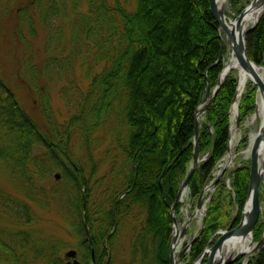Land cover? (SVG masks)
Instances as JSON below:
<instances>
[{
    "label": "trees",
    "instance_id": "trees-1",
    "mask_svg": "<svg viewBox=\"0 0 264 264\" xmlns=\"http://www.w3.org/2000/svg\"><path fill=\"white\" fill-rule=\"evenodd\" d=\"M238 3L234 0L233 7ZM18 15L17 32L26 23L34 34L38 16L50 41L56 38V49L44 61L45 73L59 66L74 71L71 57L61 60L57 52L66 43L62 26L68 22L69 45L91 57L83 58V66L92 80L82 87L74 78L63 87L71 115L61 125L48 92H43L45 129L0 72L2 167L32 197L40 195L37 179L60 171L64 189L52 196L67 197L64 213L80 238L79 264H93V254L94 264H114L116 241L124 229L131 231V224V264H170L171 207L194 158L196 112L208 84L212 89L218 84L224 67L221 54L226 48L222 50L211 0H33L19 8ZM246 45L249 57L264 66V13L247 34ZM68 50L63 46L61 54ZM31 65L37 81L39 65ZM237 89L238 79L228 75L203 116L199 153L206 159L191 178L193 198L199 197L227 154ZM256 107L257 90L249 83L240 102L241 124ZM101 128L109 129L113 139L108 155L111 181L104 191L90 156L91 147L100 142L94 132ZM75 143L86 153L80 159L72 151ZM249 180L246 169L233 175L228 206H237L240 216ZM223 182L215 186L202 238L192 247V262L228 220L220 214L226 199ZM27 197L20 207L16 198L0 190V214L7 219L0 226V264H60L58 245L47 243L34 227L37 215L31 202L38 201ZM255 256L249 264H264V247Z\"/></svg>",
    "mask_w": 264,
    "mask_h": 264
},
{
    "label": "rangeland",
    "instance_id": "rangeland-1",
    "mask_svg": "<svg viewBox=\"0 0 264 264\" xmlns=\"http://www.w3.org/2000/svg\"><path fill=\"white\" fill-rule=\"evenodd\" d=\"M33 0H0V72L3 74L5 80L10 85L11 89L15 92L16 96L19 98L21 104L25 108V110L32 116V118L43 128L47 127V119L42 112L41 105V97L43 92L47 91L50 97L51 105L54 108L55 121L57 124L61 125L65 122V120L69 119L71 113L69 111V106L67 101L62 97L61 91L63 87H68V84H71V81H74L76 78L77 85H82V87L88 86L91 82L92 77L87 76L86 66H83V58L91 59V57L86 56V53H83L82 50L72 51L71 46L69 45L70 39V26L67 22L62 26L65 36V45L69 49L65 54H61V50L63 46H60L61 49L58 52L59 59H67L70 58L71 66L74 67V71H70L66 69L64 70L60 66L56 69H52L51 73H45L44 71V61L48 59L47 57L52 55L51 50L56 49L55 42L56 38L54 37L51 41L49 38L48 29H45L41 24L38 16L34 18V34L32 28L25 23V26L22 27L21 33L17 32L18 22L20 23V16L18 15V10L21 7L27 6L31 4ZM234 0H228L226 4V15L229 18H233V14H239L245 6H247L250 0H239V3L236 8L233 7ZM212 4V0H211ZM86 7L81 9L84 11ZM33 8H31V11ZM221 34V33H220ZM220 36L222 42H224V46L222 50L224 51V47L226 48V53L221 54L223 57L224 65L226 60L232 55V50L230 43L228 42L225 34H221ZM53 36V35H52ZM58 44V42H57ZM59 46V44H58ZM72 51V52H71ZM221 57L217 62L220 61ZM26 61H29L25 64ZM39 65V70L37 74H39V80H34V74L31 71V64ZM31 67V68H30ZM103 67V63H100L99 67H97L96 71H100ZM45 73V74H43ZM236 77L237 75L233 73ZM249 84V83H248ZM71 86V85H70ZM211 89L210 84H208V89ZM46 93V92H45ZM207 93L203 99H206ZM202 101V103H203ZM211 104V103H210ZM209 104V105H210ZM201 106V104H200ZM207 107L206 111L208 110ZM206 111L203 113H206ZM255 114L248 115L244 122L240 125L239 128L236 127L235 121L236 117L234 114H230V124L235 125L234 128H237L235 133L237 134V139H234V148L240 152L238 158L236 159L233 166H230L226 170V175L223 182V192L226 197L225 202L223 203V211L220 214H225L227 216L228 221L232 220L237 213V206L230 208L228 206L229 200L233 197V175L238 169H246L249 171L251 169V160L244 161L241 153L245 151L249 144V137L252 134V130H257L260 122L250 125L249 122L252 116ZM201 120L199 119V124L201 128ZM109 129H98L94 132L95 139L100 140L94 147H91L90 156L92 157L93 166L97 169V173L95 175L96 180H100V191H104L107 184L111 181L110 174V163L112 159L108 157L110 151V142L113 140L112 135L109 133ZM240 136V137H239ZM199 137H200V129H199ZM239 137V138H238ZM75 141V139H73ZM81 145V142H76ZM73 145V153L77 158H81L85 155L84 149L82 147H78V145ZM195 152V145H194ZM107 155V156H106ZM199 156L202 160L206 159V155ZM226 158V157H225ZM83 160V159H82ZM84 161V160H83ZM89 162V161H86ZM121 161H117L120 164ZM223 163V159L219 161L213 171V174H218L221 164ZM192 164V163H191ZM89 166V165H88ZM191 168V166H190ZM190 170V169H189ZM60 173V171H56L49 177H45L44 179L38 181L36 180V186L38 188L39 196L32 197L28 195L23 188L13 179L11 176L4 170L2 164L0 163V190L4 191L10 197L16 198L17 204L20 207L23 206V201L26 202L29 198H36L38 203L31 202L32 209L34 213L37 215V221L34 224V227L38 230L39 235L51 245H55L59 247L60 264H66L68 259L64 258V254L66 251L70 249L78 250V241L80 240L79 236L76 237L73 227L71 226L70 221L65 218L64 210L66 209L65 204L67 197L59 198L56 196H52V192H56L60 189H64V181L62 178L56 179L55 174ZM212 174V176H213ZM184 181V180H183ZM183 183V182H182ZM182 185V184H181ZM180 185V187H181ZM180 189V188H179ZM187 199L186 202L189 203L192 211L197 209L198 197L193 198L191 196L190 184L187 189ZM219 191V190H218ZM179 192V191H178ZM249 192V188H248ZM216 191L214 188L206 192L203 203L206 206V216L209 210V205L211 203L212 195H214ZM43 200H46L43 202ZM248 195L244 204L242 211L247 204ZM261 200H264V186L261 191ZM41 202V203H40ZM40 203V204H39ZM184 203V202H183ZM183 203H179L174 211V215L177 220H182V213L184 210ZM172 209V207H171ZM172 218V211H171ZM173 221V219H172ZM227 221V222H228ZM240 219L236 223L235 227L239 224ZM7 224V219L4 218L0 214V226H5ZM174 226V222H173ZM202 226V215H199L197 219H194L191 223L190 227L187 230L186 238L187 242L184 245V249L186 248V253L184 258L180 264H192V247L196 243V241L191 244L193 238L198 236L199 230ZM133 224H131L130 230H123L121 234V238H118L116 241V249L114 251V264H131V232H132ZM174 233V231H173ZM203 232L201 236H199L198 240H201ZM264 237V210L261 211V215L255 225L254 232V242L258 243ZM172 243V241H171ZM171 246V245H170ZM257 253V252H256ZM256 256H253L249 259L252 260ZM78 261H80L79 252H78ZM247 257H243L241 261L242 264L246 261ZM250 263V262H249ZM94 264V263H93Z\"/></svg>",
    "mask_w": 264,
    "mask_h": 264
},
{
    "label": "water",
    "instance_id": "water-1",
    "mask_svg": "<svg viewBox=\"0 0 264 264\" xmlns=\"http://www.w3.org/2000/svg\"><path fill=\"white\" fill-rule=\"evenodd\" d=\"M260 7H262V9L264 10V0H251L250 4L247 7H245L239 15L234 14L233 18L229 20V22L231 20L237 21V29H235L234 27L231 29H226L224 31V33L230 42L233 54L236 56V58L238 59V61L241 64V66L243 68H245L251 74V82L257 88L258 97L259 98L261 97V99L264 101V80L261 77V75H259L257 72V70H259V69L264 70V67L258 65L257 63H255L253 60L250 59V57L248 55V51H247V45H246L247 34L256 27L260 18L257 19V21L255 23H253L252 25H248V24L244 25L247 13L251 9H254V8L258 9ZM212 12H213L214 17L216 18L219 26L221 27V23L218 19L217 13H216V6L214 3V0H212ZM224 71L225 70H223V72L221 73L218 84L215 87V89L214 90H212L210 88L208 89L206 99L203 101V103H201V106L199 107V109L196 112V127H195V136H194V145H195L194 158H193V162L191 164L190 171H189L186 179L183 181V183L179 189V192L177 194V199H176V201L173 204L172 209H171L172 219H173L174 225H176V223H177V218L174 215V211H175L177 205L180 203V198H181L183 192L189 188L191 178H192L193 174L195 173V171L198 169L199 164L201 162V159L199 156V129H200L199 118L206 111L207 107L212 102L214 97L217 95L218 90L220 89L221 85L223 84L224 79H225V76H223ZM239 107H240V104L237 103V105H236V116H237L236 125L237 126H240ZM233 109H234V107H232V110ZM261 126L262 127L259 128L258 133L256 135V138L254 140L252 156H251V169H250L248 200H247V204L244 208V211L242 212L240 223L234 228L232 227V225H230L225 230H219L210 239V241L208 242L204 251L201 253V255L196 259V261L193 264H233V263L238 262L241 259H243V257H246V255L242 254V253L229 255L228 257L225 256L226 248H227L228 244L233 239H235L236 237H238L242 234L251 233L253 236V239H252L253 243H255L254 242L255 225H256V223H257V221L261 215L260 193H261V186H262V182H263L262 181V179H263L262 170L263 169L259 163V154H258L259 152H258V150H259V147L261 145V140L264 138V122ZM225 170H226V168L222 169V171L217 176V178L213 181V183L210 185V187L216 185L217 181L221 178L223 173H225ZM60 177H61V175L59 173L55 174L56 179H60ZM205 191L206 190L204 189L199 196V200H198V204H197L198 209L203 207V199L205 196ZM249 203H251V209L247 212L246 207ZM190 224H191V221L189 220L187 225L183 228V230L181 232L184 237L186 236V233H187V230H188ZM205 224H206V218L204 217L203 221H202V226H201L199 233H198V236L195 237L191 241V244H193L199 238V236H201L203 229L205 227ZM217 238H219V239L216 241ZM255 244H257V249L254 252V254L256 252H258L259 250H261V248L264 247V237L258 243H255ZM185 253H186V248L183 249L179 253L178 258L176 259L175 255H174L173 246L171 243V247H170L171 264H179L180 262H182ZM76 256H77V251L74 249L67 251V253L65 254L66 258L74 259L73 263L70 262L69 264H79L78 260L76 259ZM206 256H207V261L205 263H203ZM243 264H249L248 258L246 259V261L243 262Z\"/></svg>",
    "mask_w": 264,
    "mask_h": 264
},
{
    "label": "bare ground",
    "instance_id": "bare-ground-1",
    "mask_svg": "<svg viewBox=\"0 0 264 264\" xmlns=\"http://www.w3.org/2000/svg\"><path fill=\"white\" fill-rule=\"evenodd\" d=\"M215 6H216V13L218 16V19L221 23V27H220V33L221 34H225L224 31L226 29H231V28H235L237 29V21L236 20H231L229 22V20L231 18H229L226 15V4L228 3V0H214ZM264 10L262 9V7L256 9H251L245 18V22L244 25H252L253 23H255L257 21V19H259L262 14H263ZM224 46V42H222V47ZM258 74L261 75V77L264 80V70H257ZM235 73L236 75H238L239 80H240V85H239V91H238V100L240 98V96L242 95L243 91L245 90L246 86L248 85L249 81L251 80V74L241 66L240 62L238 61V59L236 58V56L234 54H232L228 60H226L225 62V71H224V75L223 76H227L228 74H233ZM237 100V101H238ZM207 103V102H206ZM205 104V103H204ZM236 105L234 106V111H236ZM203 117L200 116V120ZM200 122V121H199ZM260 125L258 127L257 130H252V134L249 137V144L248 147L245 149V151H243L241 153V156L243 158L244 161H250L251 160V156H252V150H253V145H254V140L256 138V135L258 133V130L260 127H262L261 125L264 122V101L261 99L259 100V107L258 110L256 111V113L252 116L249 124L253 125L256 123H259ZM237 130V128L232 127L231 130V148H230V152L228 154V156L226 158L223 159V163L221 164V168L223 167H230L233 166L236 159L238 158L240 152L234 148V139H237V134L235 133V131ZM240 137V136H239ZM238 137V138H239ZM258 154H259V163L262 167V186H261V191L262 188L264 186V138L261 140V145L259 147L258 150ZM201 159V158H200ZM203 160L201 159L202 163ZM220 171V170H219ZM187 194L188 191H184L181 198H180V203H183V213H182V220L179 221L177 220V223L175 225V231L173 233V237H172V246H173V250H174V255L175 258L177 259L179 256V253L183 250V247L185 245V243L187 242V238L184 237L182 235V230L183 228L187 225L188 221L190 220L191 222H193L194 219H197V217L199 215L205 214V210L201 209V210H195L192 211V209L189 206V203L186 202L187 199ZM261 195V193H260ZM261 205V211L264 210V200L260 201ZM251 209V203H249L246 207V211L248 212ZM194 239V238H193ZM253 236L251 233H246V234H242L238 237H236L235 239H233L227 246L226 248V254L225 256L228 257L229 255H233V254H238V253H242L245 254L246 257L248 259L252 258V256H254V252L257 249V244L253 243Z\"/></svg>",
    "mask_w": 264,
    "mask_h": 264
},
{
    "label": "flooded vegetation",
    "instance_id": "flooded-vegetation-1",
    "mask_svg": "<svg viewBox=\"0 0 264 264\" xmlns=\"http://www.w3.org/2000/svg\"><path fill=\"white\" fill-rule=\"evenodd\" d=\"M70 262H68V264H69ZM67 264V263H66Z\"/></svg>",
    "mask_w": 264,
    "mask_h": 264
}]
</instances>
